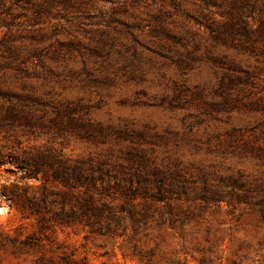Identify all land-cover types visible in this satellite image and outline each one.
Here are the masks:
<instances>
[{"label":"rangeland","instance_id":"1","mask_svg":"<svg viewBox=\"0 0 264 264\" xmlns=\"http://www.w3.org/2000/svg\"><path fill=\"white\" fill-rule=\"evenodd\" d=\"M115 1L43 19L40 61L0 58L2 88L45 103L31 128L0 132V151L53 146L108 169L69 187L0 160V264H264V7L232 27L215 8L157 19ZM27 16L11 7L0 39L5 23L27 34ZM78 116L102 134L85 136ZM142 154L186 192L146 196L157 188L137 182ZM89 196L109 230L79 215Z\"/></svg>","mask_w":264,"mask_h":264},{"label":"trees","instance_id":"2","mask_svg":"<svg viewBox=\"0 0 264 264\" xmlns=\"http://www.w3.org/2000/svg\"><path fill=\"white\" fill-rule=\"evenodd\" d=\"M115 0H0V22H4L3 15L8 13L11 7L15 6L28 14L27 34L19 33L14 34L10 32L11 23H5L7 31L5 36L0 39V58L4 60H10V62H22L28 58H34L40 61L43 54L46 52V46H43L44 41L49 39L44 28L40 27L43 19H58L63 13L78 15L79 17L86 18L91 10H97L98 5L103 8L106 4H113ZM264 7V0H125L122 4L123 11H132L136 16H147L152 12H155V18L161 19L165 16H172L177 13H188L186 4L189 7L194 8L200 15L210 17L212 9L215 8L219 11L220 15L225 17L223 24L234 27L239 24V21L243 19L245 12H251L255 9L257 4ZM105 8V7H104ZM115 10V8L113 9ZM262 26L264 27V19L262 20ZM38 27V28H36ZM27 39L29 45H18L15 41ZM51 46V45H49ZM0 100L3 101L0 104V132H3L5 139H11L12 135L16 133V128L20 127H32L33 114L31 105L39 104L44 106L41 100L28 99L22 95L12 93L8 89L2 88L0 85ZM16 100V101H14ZM63 108H59L58 114L61 113ZM83 116H78L76 120H80L82 123L78 125L81 130L84 131V135L87 137H94L93 130H98L102 134V126H93L90 119L84 121ZM74 121V118L69 119ZM84 122H83V121ZM24 122V123H22ZM4 157L11 159L15 164L21 165L28 172L38 173L42 172L44 175L50 174L54 179L59 180L64 185L69 187H75L76 184L82 182V179H87L88 175L91 179H94L93 173H98V178L102 179L104 174H107L108 169H104L103 165L106 162H99L96 168L93 169L92 161L87 164L83 160L73 159L62 153L61 150L54 148L53 146L47 147L43 150L28 153L24 152L23 155L16 154L11 150L6 152L0 151V160ZM129 160L134 162V155H129ZM149 158H146L142 154V161L139 163L140 171L137 175V182L144 184L156 185V193H150L148 196L153 201H162L164 198L163 192L169 195H173L182 190L185 193L184 187H179L178 184L172 185L167 180L166 173L158 166L146 164ZM144 169L142 172L141 170ZM90 170V171H89ZM175 183H178L175 179ZM183 188V189H180ZM145 194V186L143 187ZM171 200L172 197H167ZM178 198V197H177ZM170 204L166 205L163 214L168 216V223L172 224L176 222L180 217L177 212L168 208ZM73 214H78L74 212ZM162 214V216H163ZM79 215L85 216L91 225L98 226V228L105 227L110 229L109 225L103 226V213L98 209L95 204V200L92 196H89L85 201V205L81 207ZM158 223L165 224L166 219H160Z\"/></svg>","mask_w":264,"mask_h":264},{"label":"clouds","instance_id":"3","mask_svg":"<svg viewBox=\"0 0 264 264\" xmlns=\"http://www.w3.org/2000/svg\"><path fill=\"white\" fill-rule=\"evenodd\" d=\"M0 214H2V210H0Z\"/></svg>","mask_w":264,"mask_h":264}]
</instances>
